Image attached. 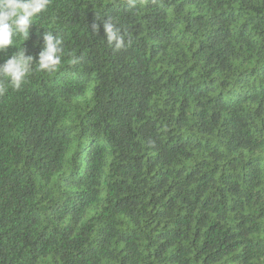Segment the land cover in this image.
Segmentation results:
<instances>
[{"label":"trees","instance_id":"16d2710c","mask_svg":"<svg viewBox=\"0 0 264 264\" xmlns=\"http://www.w3.org/2000/svg\"><path fill=\"white\" fill-rule=\"evenodd\" d=\"M134 4L50 0L0 50L64 40L0 81V264H264V0Z\"/></svg>","mask_w":264,"mask_h":264},{"label":"clouds","instance_id":"9594fccd","mask_svg":"<svg viewBox=\"0 0 264 264\" xmlns=\"http://www.w3.org/2000/svg\"><path fill=\"white\" fill-rule=\"evenodd\" d=\"M135 6L134 0H129ZM50 0H0V50L26 41L30 36V27L36 24V18L47 10ZM104 41L114 51L125 49L131 44V38L111 19L102 20ZM93 31H99V25H92ZM42 49L38 58L26 54L25 48L17 50L0 63V81L6 86L19 90L32 73L35 63L39 71L52 73L61 65L64 56V40L53 31L42 34ZM0 87V93L5 91Z\"/></svg>","mask_w":264,"mask_h":264}]
</instances>
